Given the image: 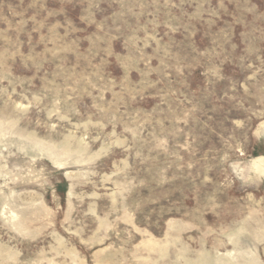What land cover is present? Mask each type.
<instances>
[{"label":"rangeland","instance_id":"374dc122","mask_svg":"<svg viewBox=\"0 0 264 264\" xmlns=\"http://www.w3.org/2000/svg\"><path fill=\"white\" fill-rule=\"evenodd\" d=\"M0 264H264V0H0Z\"/></svg>","mask_w":264,"mask_h":264}]
</instances>
